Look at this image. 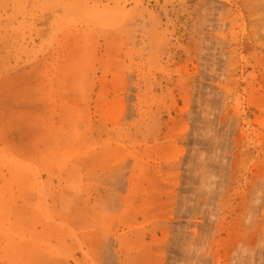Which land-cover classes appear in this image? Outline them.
Here are the masks:
<instances>
[{
    "label": "rangeland",
    "instance_id": "374dc122",
    "mask_svg": "<svg viewBox=\"0 0 264 264\" xmlns=\"http://www.w3.org/2000/svg\"><path fill=\"white\" fill-rule=\"evenodd\" d=\"M263 1L0 0V264H106L124 161L151 205L106 220L111 264H264ZM175 224L208 239L171 251Z\"/></svg>",
    "mask_w": 264,
    "mask_h": 264
},
{
    "label": "bare ground",
    "instance_id": "6f19581e",
    "mask_svg": "<svg viewBox=\"0 0 264 264\" xmlns=\"http://www.w3.org/2000/svg\"><path fill=\"white\" fill-rule=\"evenodd\" d=\"M260 2V1H259ZM264 2V1H263ZM264 17V16H263ZM195 114V113H194ZM123 116V118L125 117V114L124 115H122ZM189 116H190V113H189ZM193 116V115H192ZM195 116H196V114H195ZM116 119H117V117L116 116H114ZM194 117V116H193ZM193 117H192V119H193ZM114 118V119H115ZM191 119V120H192ZM195 138V137H194ZM116 142V141H115ZM132 146V145H131ZM192 152L193 151H190V153H189V151H188V157L187 158H190V156H191V158L193 159V154H192ZM126 153V152H125ZM128 154L129 155H133L132 154V152H128ZM186 158V159H187ZM140 159V158H139ZM188 160V159H187ZM185 162H186V160H185ZM187 163V162H186ZM198 163V161L196 162L195 161V164H197ZM201 163V162H200ZM186 166H187V169H189L190 167H191V165H192V163H190V162H188L187 164H185ZM198 165H200V164H198ZM198 165H196L195 167H197ZM184 166V165H183ZM182 166V167H183ZM186 166H184V168H186ZM193 166V165H192ZM194 167V168H195ZM118 168H120L119 169V171L118 172H115L112 176H111V178H110V184L108 183V185H109V187H108V189H107V193H106V191H104L105 193V195L104 196H102V198L100 199V202L97 204V207H98V215H99V217H100V220H101V224L103 223V231H101V234H102V255H101V258L105 261V263L106 264H111L110 262L112 261V259H114V255H112V250H111V248H112V245H114L115 243H114V241L116 240H114L113 238H111L110 236V230L112 229V227L114 226V225H112L111 224V226H109L108 228H107V225H109L107 222H106V220L109 218V217H112L113 219H115V220H117V219H126V218H134V219H136V217L138 216V215H141V218H143V220L145 221V219H147L146 218V215H145V211L147 210L148 212H149V210H148V208H149V206L151 205V203H148V208H146L145 210L144 209H142V211L140 210H138V211H134V212H132V205H133V202H135V199L130 195V194H128L127 192L125 193V191H126V189L127 188H129V186L131 185V183H132V181L136 178V175H135V173H133V172H131V170H129L128 169V164L127 163H125V161H124V163L120 166V167H118ZM182 171V170H181ZM183 171H185V170H183ZM188 173L190 172V171H187ZM191 172H193V168L191 167ZM183 173H185L186 175H187V173H186V171L185 172H183ZM189 175V174H188ZM190 177H191V173H190ZM197 179V178H196ZM183 180V179H182ZM191 180V179H190ZM201 180V179H200ZM187 182H188V179H187ZM200 183V185H201V182H199ZM257 184V183H256ZM178 185H181V184H178ZM177 185V186H178ZM183 185V184H182ZM185 185V187L186 186H188V185H190L189 183L186 185V184H184ZM184 185H183V187H184ZM199 185V184H198ZM176 186V187H177ZM154 187V186H153ZM183 187H181V188H183ZM191 187V186H190ZM200 187V186H199ZM198 187V188H199ZM258 187V186H257ZM146 188V187H145ZM188 188H189V186H188ZM198 188H197V190H198ZM186 189V188H185ZM199 191H203V190H198V192ZM179 193H181V192H179ZM189 193H192V192H190L189 191ZM194 193V192H193ZM203 194L205 193L204 191L202 192ZM103 194V193H102ZM177 194V193H176ZM195 194H197L198 195V197H195V204L193 205V206H191V205H188V204H190L189 202H188V200H189V198L188 197H186L187 196V194L184 196L183 195V193H182V196L181 195H179V198L178 199H175V201H176V205L175 206H173V209L175 210V214H176V216L178 215V216H183V215H186V217H188V215L190 214V212L191 211H193L194 212V210H195V208H197V206L199 207V208H201L202 207V209L203 210H201L202 212L204 211V208H205V205L206 204H208V202L207 201H203V199L201 198V193L199 194V193H195ZM192 196H193V194H191ZM191 195H190V198H191ZM204 195H206V194H204ZM188 196H189V194H188ZM195 196V195H194ZM194 196L192 197V200H193V198H194ZM207 197H209V195L207 196ZM206 196H205V198H207ZM145 199H147V195H146V198ZM174 200V199H173ZM210 200V199H209ZM208 200V201H209ZM190 202H191V199H190ZM204 202V203H203ZM194 203V202H193ZM213 203V202H212ZM211 203V204H212ZM215 204V203H214ZM63 206H64V204H62ZM161 205V204H160ZM209 205H210V203H209ZM217 205V204H216ZM215 205V206H216ZM212 206H214L213 204H212ZM214 206V207H215ZM218 206V205H217ZM259 207H261V206H259ZM162 208V207H161ZM199 208H197L198 210H199ZM218 209H219V207H217ZM216 207H215V211H216V209H217ZM150 209V208H149ZM192 209H194V210H192ZM206 209V208H205ZM211 209V208H210ZM191 210V211H190ZM190 211V212H189ZM197 211V210H196ZM195 211V212H196ZM213 211V210H212ZM211 211V212H212ZM97 212V211H96ZM207 212V211H206ZM203 213H205V211L203 212ZM215 213V212H214ZM93 214V213H92ZM94 214H95V212H94ZM135 214V215H134ZM188 214V215H187ZM194 214V213H193ZM195 214H197V212L195 213ZM212 214V213H211ZM211 214H210V216H211ZM159 215H161V213L159 214ZM165 215H167V214H165ZM200 216H202V214L200 213L199 214ZM209 215V214H208ZM161 216H163V215H161ZM192 217H194L193 215H191ZM197 216H198V214H197ZM93 217V216H92ZM192 217H190V215H189V217L188 218H192ZM198 218V217H197ZM210 218H213V216H211ZM182 219V218H181ZM202 219V218H201ZM142 220V221H143ZM206 219H205V216H204V221H205ZM213 220H214V218H213ZM158 221V220H157ZM187 221V220H186ZM202 221V220H201ZM212 221V220H211ZM162 222V221H161ZM183 222V221H182ZM214 222V221H213ZM148 223V222H147ZM146 223V224H147ZM157 223V222H156ZM169 223V222H168ZM186 223V222H185ZM209 224H211V222H209ZM203 225V224H202ZM261 225H262V223H261ZM261 225H260V227L259 228H261ZM160 226V225H159ZM174 226H177V227H174V229L172 230V233H165L164 232V237L166 238V240L168 241V247L170 248V250L172 251H178V253H180L181 254V252H182V250H183V252L182 253H185L184 252V250L186 251L188 248H189V246H191V244H194L196 241H200L201 242V240H203V239H206L207 237L206 236H204V233H202L203 231H201L200 233H199V235L197 234L196 235V237H193V239H192V237L190 238V239H192V241H190V239L188 238L187 240L188 241H186V240H184V238H183V236H182V230H181V228H183V227H180V226H178L177 224H175ZM182 226H184V225H182ZM188 226V225H187ZM115 227V226H114ZM162 227H164V226H162ZM166 228H167V226H165ZM186 227V226H185ZM185 227L183 228V231H185ZM208 227V226H207ZM116 228V227H115ZM114 228V229H115ZM157 229H158V226L156 227ZM258 228V229H259ZM91 229V228H90ZM138 229V228H137ZM144 229V228H143ZM152 229V228H151ZM160 229V228H159ZM170 229H171V227H170ZM129 230V229H128ZM140 229H138V231H139ZM145 230V229H144ZM156 230V229H155ZM206 230V229H205ZM154 231V230H153ZM187 231V230H186ZM198 231V230H197ZM260 231V230H259ZM259 231H258V233H259ZM140 232V231H139ZM201 233L203 234V236L201 235ZM206 233H208V232H206ZM261 233V232H260ZM184 234H185V232H184ZM210 234V233H209ZM212 234H213V232H212ZM207 235V234H206ZM263 237V236H262ZM211 238V237H210ZM258 238H259V236H258ZM208 239V238H207ZM244 240V239H243ZM242 240V241H243ZM245 242V241H244ZM184 243V245H185V243L188 245V247L186 248V245L184 246V248H186V249H184L183 248V246H182V244ZM203 243H205L204 241H203ZM241 243V242H240ZM243 243V242H242ZM247 243V242H246ZM90 244V243H89ZM92 244V243H91ZM164 244H165V241H164ZM248 244V243H247ZM249 244L252 246V244L249 242ZM162 245H163V243H162ZM249 245V246H250ZM260 245V244H259ZM99 246V245H98ZM205 246V245H204ZM239 246V245H238ZM249 246L247 247V248H249ZM250 246V247H251ZM255 246V245H254ZM257 246V245H256ZM236 247V246H235ZM240 247V246H239ZM253 247V246H252ZM109 248H110V250H109ZM114 248V247H113ZM183 248V249H182ZM192 248H194V247H192ZM244 248L245 247H243L241 250H243L244 251ZM238 249V248H237ZM193 250V249H192ZM253 250V249H252ZM254 250H256V249H254ZM157 251V250H156ZM164 251V250H163ZM180 251V252H179ZM187 251H189V249L187 250ZM186 251V252H187ZM196 251V250H195ZM194 251V252H195ZM86 252V251H85ZM245 252V251H244ZM242 253V252H241ZM246 253H248V252H246ZM186 254H189L188 252L186 253ZM209 254V253H208ZM236 254V253H235ZM240 254V253H239ZM238 254V255H239ZM255 254H258V255H260V252L258 253H255ZM87 255V254H86ZM169 255V254H168ZM171 256H172V253L170 254ZM169 255V256H170ZM184 255V254H183ZM237 255V256H238ZM244 255H245V253H244ZM244 255H242V256H244ZM250 255H254V253L253 254H250ZM258 255H256V258H257V256ZM175 256V255H174ZM173 256V257H174ZM186 256V255H185ZM205 256V255H204ZM208 256V255H207ZM183 257V256H182ZM194 257V256H193ZM245 257H246V255H245ZM254 257V256H253ZM252 257V258H253ZM262 257V256H261ZM175 258H177V257H175ZM179 258V257H178ZM232 258H234V257H232ZM251 258V257H250ZM90 259V258H89ZM169 259V258H168ZM188 259H192V258H188ZM203 259H204V257H203ZM239 259V258H238ZM243 259V258H242ZM241 259V257H240V259L239 260H242ZM247 259H249V257L247 258ZM247 259H243V260H247ZM255 259V258H254ZM260 259H262V258H260ZM166 260V259H165ZM182 260H185V257H184V259L182 258ZM186 260H187V258H186ZM251 260H253V259H250V261ZM104 261H103V263H104ZM167 261V260H166ZM169 261V260H168ZM171 261V260H170ZM175 261H177V260H175ZM249 261V260H248ZM256 261V260H255ZM183 262V261H182ZM185 262V261H184ZM232 262V261H231ZM236 262H237V264H238V260H236ZM246 262V261H245ZM166 263V262H165ZM173 262L171 261V264H172ZM187 263V262H186ZM185 263V264H186ZM240 263H241V261H240ZM244 263V262H243ZM247 263V262H246ZM170 264V263H169ZM184 264V263H183ZM236 264V263H235ZM250 264V263H249Z\"/></svg>",
    "mask_w": 264,
    "mask_h": 264
}]
</instances>
